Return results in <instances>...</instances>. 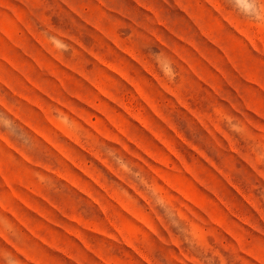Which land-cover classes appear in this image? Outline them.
<instances>
[{
	"label": "rangeland",
	"instance_id": "374dc122",
	"mask_svg": "<svg viewBox=\"0 0 264 264\" xmlns=\"http://www.w3.org/2000/svg\"><path fill=\"white\" fill-rule=\"evenodd\" d=\"M0 264H264V0H0Z\"/></svg>",
	"mask_w": 264,
	"mask_h": 264
},
{
	"label": "clouds",
	"instance_id": "9594fccd",
	"mask_svg": "<svg viewBox=\"0 0 264 264\" xmlns=\"http://www.w3.org/2000/svg\"><path fill=\"white\" fill-rule=\"evenodd\" d=\"M154 55H156V58L159 59V56L157 54H154ZM19 139L21 141L20 144L23 145L26 149L30 150L31 145H32L31 139L23 135H21ZM104 151H107V149L105 148Z\"/></svg>",
	"mask_w": 264,
	"mask_h": 264
}]
</instances>
